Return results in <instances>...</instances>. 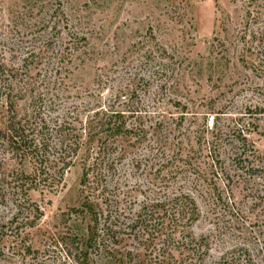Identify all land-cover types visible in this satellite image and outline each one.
Listing matches in <instances>:
<instances>
[{
	"label": "rangeland",
	"instance_id": "374dc122",
	"mask_svg": "<svg viewBox=\"0 0 264 264\" xmlns=\"http://www.w3.org/2000/svg\"><path fill=\"white\" fill-rule=\"evenodd\" d=\"M30 34L65 56L74 39L80 48L67 66L49 54L22 70ZM0 66L26 84L16 113L31 130L44 125L46 141L56 123L75 131L108 110L143 131L115 140L124 157L110 183L132 192L134 211L185 193L198 207L190 232L206 240L207 264L241 248L260 256L264 0H0ZM7 110L0 94V131ZM19 169L33 171L0 141V264H75L74 237L85 239L90 223L73 211L81 166L45 192L12 190L6 176ZM123 237L117 249L135 250ZM101 261L93 264H115Z\"/></svg>",
	"mask_w": 264,
	"mask_h": 264
},
{
	"label": "trees",
	"instance_id": "16d2710c",
	"mask_svg": "<svg viewBox=\"0 0 264 264\" xmlns=\"http://www.w3.org/2000/svg\"><path fill=\"white\" fill-rule=\"evenodd\" d=\"M47 41L41 46V41L32 35L30 42L34 45L30 43L31 47L24 49L22 70L29 61L41 60L49 54L54 55L49 58L53 66H67L68 59L80 48V42L74 39L72 46L69 44L67 48L69 56H65L64 51L59 52L53 47L51 50ZM13 78L11 69L0 66V94L8 108L0 141L14 160L22 166L28 161L33 171L27 174L19 169L9 173L6 178L13 186L12 190L45 192L62 183L77 164L82 169V200L73 211L76 216L89 219L90 223L85 239L74 237L77 244L69 251L73 263L93 264L98 258L115 264H207L206 240H197L190 232L199 219V211L189 195L180 192L167 196L162 193L160 199L149 198L139 211H134L130 200L132 192H120L117 185L111 187L124 157L115 140L135 135L139 130L143 132L135 125L129 127V117L123 111L108 110L103 115L98 114L74 127L75 131L66 123H56L54 141H46L44 125L33 129L34 133L26 119L16 113V100L23 95L19 85L26 84L17 83ZM18 89L19 93H15ZM242 155L244 151L239 157ZM124 235L136 242L135 250L121 252L117 249ZM140 248L145 250L144 254ZM258 254L260 256H254L248 249L241 248L210 264H264L263 247Z\"/></svg>",
	"mask_w": 264,
	"mask_h": 264
}]
</instances>
